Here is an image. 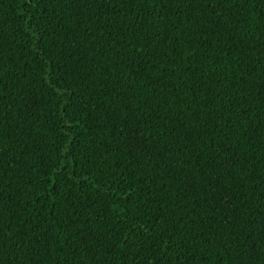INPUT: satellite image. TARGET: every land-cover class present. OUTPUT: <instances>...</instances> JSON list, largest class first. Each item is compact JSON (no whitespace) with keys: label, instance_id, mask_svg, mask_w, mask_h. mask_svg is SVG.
Masks as SVG:
<instances>
[{"label":"trees","instance_id":"trees-1","mask_svg":"<svg viewBox=\"0 0 264 264\" xmlns=\"http://www.w3.org/2000/svg\"><path fill=\"white\" fill-rule=\"evenodd\" d=\"M0 264H264V0H0Z\"/></svg>","mask_w":264,"mask_h":264}]
</instances>
